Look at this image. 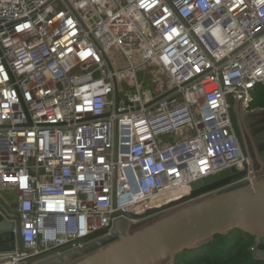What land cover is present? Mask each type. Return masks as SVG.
Returning <instances> with one entry per match:
<instances>
[{
  "label": "built area",
  "instance_id": "2783aa9c",
  "mask_svg": "<svg viewBox=\"0 0 264 264\" xmlns=\"http://www.w3.org/2000/svg\"><path fill=\"white\" fill-rule=\"evenodd\" d=\"M260 85L264 0H0V198L24 242L0 264L81 248L231 168L256 179L228 97L262 111Z\"/></svg>",
  "mask_w": 264,
  "mask_h": 264
},
{
  "label": "water",
  "instance_id": "95a60500",
  "mask_svg": "<svg viewBox=\"0 0 264 264\" xmlns=\"http://www.w3.org/2000/svg\"><path fill=\"white\" fill-rule=\"evenodd\" d=\"M228 100L236 133L240 136L244 127L251 138L255 136V155L264 167V110L246 112L240 108L237 113L234 98L229 96ZM245 168L209 176L195 183L189 196L150 208L143 214L129 212L131 220L117 219L108 235L59 255L55 254L63 248L37 255L28 259V264H175L181 253H190L203 240L235 229L257 231L254 254L264 260V171H258L253 181L235 182L247 175V165ZM18 221L19 214L0 198V252L13 251L17 246L24 249L23 239L15 233Z\"/></svg>",
  "mask_w": 264,
  "mask_h": 264
},
{
  "label": "trees",
  "instance_id": "16d2710c",
  "mask_svg": "<svg viewBox=\"0 0 264 264\" xmlns=\"http://www.w3.org/2000/svg\"><path fill=\"white\" fill-rule=\"evenodd\" d=\"M251 106L264 108V85L254 90ZM255 231L235 229L203 240L190 254L181 253L175 264H264L253 252L257 241Z\"/></svg>",
  "mask_w": 264,
  "mask_h": 264
},
{
  "label": "flooded vegetation",
  "instance_id": "af4514ba",
  "mask_svg": "<svg viewBox=\"0 0 264 264\" xmlns=\"http://www.w3.org/2000/svg\"><path fill=\"white\" fill-rule=\"evenodd\" d=\"M240 137L244 143V146L249 149V152H250V155L253 159L254 165L258 168V170L260 172L264 171V167L260 165V163L258 162L256 155H255L254 144H257V142L255 140V136L253 135V138H251L249 133L247 132V130L244 127H241ZM260 176H262V175H260Z\"/></svg>",
  "mask_w": 264,
  "mask_h": 264
},
{
  "label": "rangeland",
  "instance_id": "374dc122",
  "mask_svg": "<svg viewBox=\"0 0 264 264\" xmlns=\"http://www.w3.org/2000/svg\"><path fill=\"white\" fill-rule=\"evenodd\" d=\"M247 149V151L249 152V149L248 148H246ZM249 154H250V152H249ZM255 168H256V171L258 172L259 170H258V168L255 166ZM6 197L11 201V200H13V195L12 194H10V193H6ZM9 205L11 206V207H13V209H14V211H15V207L14 206H12V201H11V203H9ZM148 219V218H147ZM143 220H145V219H142L141 221H143ZM141 221H139V222H141ZM138 222V223H139ZM254 233H257V231H255ZM263 235H264V232H263ZM257 239H258V237H257ZM186 254L185 255H187V254H190L189 252H185Z\"/></svg>",
  "mask_w": 264,
  "mask_h": 264
},
{
  "label": "bare ground",
  "instance_id": "6f19581e",
  "mask_svg": "<svg viewBox=\"0 0 264 264\" xmlns=\"http://www.w3.org/2000/svg\"><path fill=\"white\" fill-rule=\"evenodd\" d=\"M232 169V168H231Z\"/></svg>",
  "mask_w": 264,
  "mask_h": 264
}]
</instances>
